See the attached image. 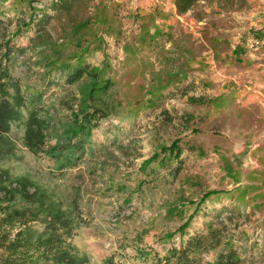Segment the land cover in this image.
<instances>
[{
  "label": "rangeland",
  "instance_id": "374dc122",
  "mask_svg": "<svg viewBox=\"0 0 264 264\" xmlns=\"http://www.w3.org/2000/svg\"><path fill=\"white\" fill-rule=\"evenodd\" d=\"M172 1L86 0L82 14H74L73 20H84L105 10L99 34L104 43L92 47L84 59L94 67L104 58L112 65L118 92L130 106L124 110L125 115L131 112L129 119L103 123L95 133L97 146L105 145L113 152L111 158L97 153L93 162L102 167L97 165L90 172V160L55 178L48 173L50 163L21 144L22 123L11 130L12 137L19 138L17 157L10 162L13 174L28 172L42 181L48 179L53 186H81V221L66 243L91 264L106 259L113 264H142L134 260L136 247L163 255L170 245L179 246L177 238L169 243L162 236L178 228L210 192L217 193L201 205L189 235L205 229L212 210L232 206L248 217L227 224L229 232L239 237L246 231L248 249L254 242L256 249L264 248L260 241L264 237V3L199 0L179 16ZM45 3L48 0H33L31 7L42 8ZM27 9L25 0H0V20L5 24L0 29V45L8 39L27 45L34 26L13 37L16 18L29 12ZM152 18L149 29L153 31L155 24L164 33L159 48L138 49L137 21ZM66 21L55 20L48 27L56 44H63L59 30ZM125 48L136 51L128 55ZM36 60L29 51L16 53L10 64H16L13 72L23 77L30 71L21 64ZM173 72L181 73L178 83L160 89L165 96L162 100L157 98L159 93L153 95L158 106L152 109L145 103L150 98L148 86L153 79L165 84ZM163 111L168 112L171 123ZM113 137L118 138L116 146L108 144ZM175 140L182 150L177 159L166 165L151 162L143 166L153 155L161 157L160 149ZM121 146L127 153L119 151ZM171 172H177L175 178ZM179 198L187 200L183 209L175 207ZM176 209L180 214L173 211ZM234 239V244L243 246ZM213 254L202 257L208 261Z\"/></svg>",
  "mask_w": 264,
  "mask_h": 264
},
{
  "label": "trees",
  "instance_id": "16d2710c",
  "mask_svg": "<svg viewBox=\"0 0 264 264\" xmlns=\"http://www.w3.org/2000/svg\"><path fill=\"white\" fill-rule=\"evenodd\" d=\"M25 1L29 12L16 18L13 37L22 35L23 29L31 25L35 27L33 36L26 46L11 39L0 45V264H91L88 257L79 255L66 243V238L81 221L78 205L81 186L74 183L53 186L48 179L42 181L28 172L13 174L10 162L17 157L16 140L19 138L15 140L11 130L22 123L21 144L33 155L45 158L50 163L48 173L55 178L90 160L93 165L90 172H94L97 165L102 167L99 162H93L97 153L113 157L107 146H97L95 133L103 123L129 119L131 112L124 114L125 108L130 109L129 101L118 92L113 67L105 58L97 67L84 59L92 47L104 43L99 34L105 24V10L75 21L74 14H82L86 0H48L42 8L31 7L33 0ZM198 1L173 0L175 14H186ZM63 19L67 21L59 30L63 43L60 45L51 39L48 27L55 20ZM149 21L153 23L154 19L137 21L138 49L159 48L164 33L155 24L151 31ZM4 25L0 20V29ZM29 51L37 60L34 64H21L30 71L29 76L26 73L21 77V73L13 72L16 64L10 63L16 53L24 55ZM135 51L125 48L128 55ZM168 74L171 73L166 76ZM180 77V72H173L163 85L153 79L147 88L150 98L145 103L152 109L158 106L152 96L159 93L157 98L162 100L165 96L160 89L177 84ZM162 113L171 123L168 112ZM117 142L118 138L113 137L108 144L116 146ZM118 149L122 154L127 153L124 146ZM197 151L203 156L201 150ZM181 152L179 140H175L169 147L160 149L161 157L155 154L144 161L143 166L151 162L166 165ZM176 173L170 174L175 178ZM216 193L204 194L186 220L173 232L162 236V241L169 243L177 238L179 246L170 245L163 255L136 247L134 260L142 264H264V248L256 249L255 242L250 249L246 247L249 235L246 231L239 237L229 232L227 224L248 217L232 206L212 210L205 229L189 235L188 229L199 216L201 205ZM186 203L185 198H179L175 207L183 209ZM173 211L180 214L178 209ZM223 213L227 214L223 217ZM235 237L243 246L234 244ZM260 241H264V237ZM210 253H214L213 258L204 260L202 255ZM247 254L249 257L245 256ZM104 262L102 264H113L111 259Z\"/></svg>",
  "mask_w": 264,
  "mask_h": 264
},
{
  "label": "crops",
  "instance_id": "0c3cea01",
  "mask_svg": "<svg viewBox=\"0 0 264 264\" xmlns=\"http://www.w3.org/2000/svg\"><path fill=\"white\" fill-rule=\"evenodd\" d=\"M262 3H264V0H261Z\"/></svg>",
  "mask_w": 264,
  "mask_h": 264
},
{
  "label": "built area",
  "instance_id": "2783aa9c",
  "mask_svg": "<svg viewBox=\"0 0 264 264\" xmlns=\"http://www.w3.org/2000/svg\"><path fill=\"white\" fill-rule=\"evenodd\" d=\"M256 44H257V42H256Z\"/></svg>",
  "mask_w": 264,
  "mask_h": 264
}]
</instances>
